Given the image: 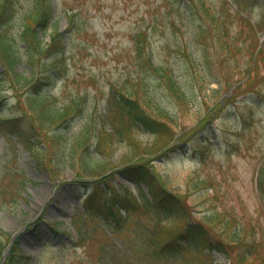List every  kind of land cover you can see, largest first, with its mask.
<instances>
[{"label":"rangeland","instance_id":"obj_1","mask_svg":"<svg viewBox=\"0 0 264 264\" xmlns=\"http://www.w3.org/2000/svg\"><path fill=\"white\" fill-rule=\"evenodd\" d=\"M204 1L213 8L225 4ZM238 1L250 18L242 20L230 7L226 40L220 44L209 19L193 13L202 10L199 0L191 4L183 0H52L54 25L50 23L49 30L56 26L61 32L50 49L40 51L21 40L15 44L19 54L14 68L0 57V240L4 245L0 264L12 234L26 264H143L129 258L121 241L134 240L131 222L139 216L143 223L146 217L135 216L137 211L132 221L119 222L120 235L119 229L102 224L109 217L105 195L91 191V184L101 186L111 178L120 205L129 202L134 190L129 169L137 166L146 174L155 172L152 186L161 187V193L166 191L175 201L180 199L178 205L184 204L191 218L203 221L213 210L225 211V219L243 226L244 239L257 243L264 259V196L254 185L255 172L264 162V0ZM23 10L24 5L19 6L11 30L21 29L17 19ZM72 11L74 23L65 15ZM198 24H203L205 35H197ZM139 27L148 29V46L157 62L187 90L186 105H177L168 90L163 91L158 74L139 66L134 33ZM37 36L45 48L49 34L39 30ZM56 53L54 61L50 56ZM195 56L201 61H194ZM235 64L241 77L226 96L227 88H220L218 80L225 82V76L237 69ZM132 84L166 107L176 134L166 146L153 150V135L135 130L134 154L125 143L109 142L105 136L100 144L103 153L95 152L97 130L112 131L108 120L105 128L101 126L109 118L108 95L129 96ZM215 88L218 92L211 90ZM46 93L43 110L71 107L63 121L42 122L29 104L30 95ZM175 128L167 130L173 134ZM81 136L88 137L89 154L102 165L98 174L85 172L82 163L87 152L78 143ZM185 136L187 144L176 147ZM173 145L176 148L169 149ZM192 145L201 151L195 152ZM118 211L123 213L121 208ZM162 222L171 231L179 229H174V218ZM207 227L213 236L226 239L221 223L214 221ZM218 244L210 257L212 264H228ZM230 251L235 264L255 262L240 256L243 261L239 262L236 249Z\"/></svg>","mask_w":264,"mask_h":264},{"label":"trees","instance_id":"obj_2","mask_svg":"<svg viewBox=\"0 0 264 264\" xmlns=\"http://www.w3.org/2000/svg\"><path fill=\"white\" fill-rule=\"evenodd\" d=\"M188 2L191 4V0H188ZM225 3V2H224ZM199 4L202 8L201 12H193L197 14H201L202 16L209 19L213 25L214 32L213 37L216 38V40L223 44L226 40V30H227V20H230L231 15L227 8V3L224 5L213 8L210 5H207L204 0H199ZM14 3L12 0H0V27L5 23L6 31H3V29L0 30V57H4L5 64L9 68H14L15 63L18 60V54L19 51L16 50V43H19L21 40L29 42L31 44L37 45L38 50L44 51L43 47L41 45V41L38 39L37 32L38 29H46V24L51 19V12L52 8L45 0H31V3L28 5V7L24 8L27 10L25 13L19 16V19H17V24L21 26L20 32L14 33L9 28L13 25V21L15 24V17L18 16V11H15L16 8L13 7ZM192 12V10H191ZM239 15V14H238ZM241 18V17H240ZM15 19V20H14ZM74 22V19L71 18V22ZM72 22V23H73ZM198 33L197 35L203 36L205 35L202 31L203 24H198ZM54 35L57 33V28L53 30ZM52 33V35H53ZM143 33L144 41L146 42V35L147 32L143 30V32H139L140 35ZM51 37L53 38L54 35ZM138 36V35H137ZM31 38L33 42H31ZM55 38V37H54ZM50 47V46H49ZM49 47H46L44 49H48ZM141 45L138 44V50L139 52L143 53L144 50H142ZM28 52L26 54V58L29 59L30 56H32V51L30 48H28ZM145 52L146 57L143 59L145 60L144 65L147 66L151 71L156 73L155 76H159V78L162 80V82L166 85V88L173 98V100L176 101L178 104H187V97L188 94L185 91V88L181 85L178 79H176L171 71L167 72L164 67L160 66L159 64H154L152 59L150 58V52L148 53V48L145 46ZM140 53V54H141ZM193 55V54H192ZM194 61L197 60L200 62V58L194 57ZM193 60V58H192ZM235 67H237L236 70L233 72L228 73L225 76L226 83H231L241 77V75L237 76L241 71L239 69V66L235 64ZM241 74V73H240ZM205 77V73L204 76ZM223 85V84H222ZM200 89L203 87V83L200 82L199 84ZM224 86V85H223ZM136 85L132 84L129 88V96L120 95L117 96V93L112 92L111 98L109 97L108 103L110 107L112 108V111L109 116V121L111 123L110 125L113 128L112 136L106 134L105 131L98 129L95 137L93 139V146L95 150L99 153L103 152L100 150V144L103 137L106 136L107 139H109V142H111L112 139H117L118 141H126L131 148V153L134 154L136 145L132 143L133 137H132V130L130 128L134 125L141 129L147 130L150 133H153V150L158 148L160 150L171 139L172 132L167 130L168 125H171L170 123H173V118L168 114V110L164 108L160 103H157L151 96L146 95L145 91L141 89L142 91H137ZM191 88V87H188ZM140 95V99H135V95ZM129 97V98H128ZM44 98H46V95H30L28 98L29 104L31 107L36 108L38 111V117L42 122H61L69 115L71 112V107L69 105L63 106L61 109L52 108V109H42L41 102L44 101ZM1 103V102H0ZM148 109V110H147ZM14 119V118H13ZM8 120H11L8 118ZM7 121V119L5 120ZM4 121V122H5ZM66 121V120H65ZM164 121V122H163ZM168 121V122H167ZM3 122V123H4ZM2 124V123H1ZM130 126V128H129ZM87 136H81L79 138L78 143L81 145H84L86 149V154L84 158L83 167H85V172L91 173V174H98L101 172L102 165L100 163H96L97 160L92 159L89 157V148L91 144L89 145ZM96 141V143H95ZM98 142V143H97ZM95 143V144H94ZM89 154V155H88ZM91 156V155H90ZM134 175L138 177V179H144L151 187H154L149 182L151 179H149V175H146L145 170L141 166H137L133 168ZM148 172V170H147ZM149 179V181L147 180ZM152 181V180H151ZM257 186L258 190L264 195V163L261 164V166L258 169L257 173ZM151 193L154 197V199H157L160 197V194L155 193L151 188ZM143 204L142 208L144 211V215L147 217L148 221H146V224L141 225L137 227L139 229L138 231L135 230L134 232V240L129 239H123L122 243L125 245L126 248H128L133 255L135 254V257H143V250H145V254L150 255L151 257H154V255H157L155 259L163 258L162 255H171V253H176V256H181L182 252H161L158 254L160 250V243L164 240V238L168 237V233L171 234V227H168V225H165L161 222L160 214L163 213L165 217L168 218H174V221L177 225H180L182 215H184L185 211L182 210L179 206H175V203L171 200L163 205V208H159L155 205V201L150 200L147 198V196L142 195ZM116 203V202H115ZM226 213L224 211L215 210L209 214L205 215V218L203 221H201V228L204 229L208 226V224L217 221L218 223H221L222 228L225 230V240H221L217 237V241H219V244L216 243L215 240L208 241L210 247H215V244H218V250L227 253L228 256H231V251L233 249H236V255L240 261L251 260L255 259V262L253 264H259L264 259L261 258L260 252L257 250V243H254V241L247 242L245 238V232L243 231V226H238L235 224H232V218L229 217V219H225ZM119 219L116 221L118 222ZM108 223V222H107ZM110 224V223H108ZM117 226V225H116ZM116 226H112L111 229H120L116 228ZM136 229V227H134ZM120 232V231H118ZM142 234L144 236V239H141V236L138 237L137 234ZM253 237V236H251ZM253 239V238H252ZM254 240V239H253ZM194 241V239H193ZM190 243V242H189ZM194 243V242H192ZM247 243V245L245 244ZM196 245H199L198 241H195ZM245 247L244 250H241L240 248ZM3 247V242L0 240V252ZM14 247V246H13ZM201 245L196 246L197 248H200ZM198 250V249H197ZM142 251V252H141ZM14 252L11 251L9 257L12 259ZM19 255V254H18ZM147 256V255H146ZM242 258H240V257ZM149 257V256H148ZM191 262L189 263L188 260L185 258V260H181L180 264H212V260L210 258L209 253H205L203 250L200 249V251H196V253L192 256V259H190ZM234 260V259H233ZM163 263L160 264H173V262L164 263V260L161 259ZM10 261L7 264H18L16 261ZM21 263V262H19ZM233 263H236L234 260ZM232 263V264H233ZM22 264H25V262H22ZM238 264V263H237Z\"/></svg>","mask_w":264,"mask_h":264}]
</instances>
